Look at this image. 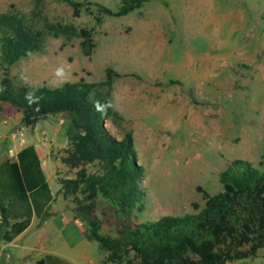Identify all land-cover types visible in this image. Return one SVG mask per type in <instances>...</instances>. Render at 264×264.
Returning <instances> with one entry per match:
<instances>
[{
  "label": "rangeland",
  "instance_id": "374dc122",
  "mask_svg": "<svg viewBox=\"0 0 264 264\" xmlns=\"http://www.w3.org/2000/svg\"><path fill=\"white\" fill-rule=\"evenodd\" d=\"M78 1L84 4L73 16L62 0H0V11L22 13L37 28L43 19L88 28L94 43L85 55L79 37L45 35L39 50L9 65L0 60V82L97 83L109 70V83L98 90L109 92L115 115L104 126L115 138L131 134L142 168V209L133 208L128 222L193 212L191 203L203 204L202 191L220 190L219 173L233 159L264 169V0H145L99 21L92 3L116 9L120 0ZM65 123L63 113H9L0 122V143L8 157L25 144L36 146L53 195L50 209L61 212L30 225L24 237L68 253L64 241L79 230L58 181L73 176L60 160ZM64 213L71 216L65 225ZM113 221L102 230L112 229ZM87 241V254L96 256V243ZM4 250L18 255L17 248ZM32 257L23 256L22 264H38ZM225 264H264V246L254 257Z\"/></svg>",
  "mask_w": 264,
  "mask_h": 264
},
{
  "label": "trees",
  "instance_id": "16d2710c",
  "mask_svg": "<svg viewBox=\"0 0 264 264\" xmlns=\"http://www.w3.org/2000/svg\"><path fill=\"white\" fill-rule=\"evenodd\" d=\"M62 1L73 16L84 4ZM144 1L120 0L116 9L92 4L99 21V16L124 15ZM49 34L79 37L85 55L94 47L88 28L46 19L37 28L24 14L4 10L0 11V60L9 65L39 50ZM108 71L106 80L97 83L65 81L33 87L0 82V121L9 113L24 118L65 114L67 147L60 160L73 176L58 181L64 198H69L72 216L84 227V237L96 243L98 264H225L254 257L264 246V169L245 160H231L219 173L220 190L202 191L203 204L191 203L193 212L128 222L133 208L142 209V168L135 160L131 134L115 138L104 126L115 115L109 92L98 90L109 83ZM28 94L34 100L31 104L25 99ZM52 201L32 144L12 157L0 155V240L11 241L33 217L48 218L53 214ZM111 220L112 229L103 231V224Z\"/></svg>",
  "mask_w": 264,
  "mask_h": 264
},
{
  "label": "crops",
  "instance_id": "0c3cea01",
  "mask_svg": "<svg viewBox=\"0 0 264 264\" xmlns=\"http://www.w3.org/2000/svg\"><path fill=\"white\" fill-rule=\"evenodd\" d=\"M34 147L37 152L36 146ZM1 152H2V144L0 143V155L2 154ZM37 155L39 157L38 152H37ZM49 210L53 213L52 215H50L48 218H45L44 220H38L37 218L33 217L29 225L21 233L15 236L11 241L3 242L2 240H0L2 242L0 244V264H22L23 261L21 259H23V256H25L26 254H32L33 257L31 261L35 260L38 264H98V261L101 258V255L97 253L96 256L91 257L87 254L86 244L88 241L86 240L85 237L82 236L81 234L82 226L76 223L78 222L76 218H74L71 221L73 225L78 226L79 236L75 239L69 238L68 240L64 241L66 243V247L68 248V251H69L68 253L61 252L53 248V244L50 243L49 241L24 237L27 234V230L30 225L37 226L41 222H45V220L49 219L54 214L61 212V211H58V212L52 211L50 207H49ZM65 215L66 216H63L62 218L63 225L67 224L71 219V216L69 213ZM1 231H2V228L0 227V234H1ZM29 236H31V233H29ZM17 242H18V245H17ZM7 247L17 248L18 255L14 256L11 252H8L7 250L5 251L4 249H7Z\"/></svg>",
  "mask_w": 264,
  "mask_h": 264
},
{
  "label": "clouds",
  "instance_id": "9594fccd",
  "mask_svg": "<svg viewBox=\"0 0 264 264\" xmlns=\"http://www.w3.org/2000/svg\"><path fill=\"white\" fill-rule=\"evenodd\" d=\"M57 76H61V77L63 76V70L62 69H59L57 71ZM25 99L28 100L29 104L34 102L31 94L26 95Z\"/></svg>",
  "mask_w": 264,
  "mask_h": 264
},
{
  "label": "built area",
  "instance_id": "2783aa9c",
  "mask_svg": "<svg viewBox=\"0 0 264 264\" xmlns=\"http://www.w3.org/2000/svg\"><path fill=\"white\" fill-rule=\"evenodd\" d=\"M14 155V154H13ZM10 157H12V156H10Z\"/></svg>",
  "mask_w": 264,
  "mask_h": 264
}]
</instances>
